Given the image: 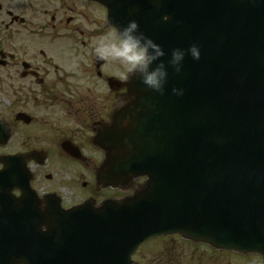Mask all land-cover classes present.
<instances>
[{
  "label": "water",
  "instance_id": "95a60500",
  "mask_svg": "<svg viewBox=\"0 0 264 264\" xmlns=\"http://www.w3.org/2000/svg\"><path fill=\"white\" fill-rule=\"evenodd\" d=\"M205 3V23L197 26L206 28L204 33L156 36L166 53L199 46L198 61L187 55L183 61L185 89L171 80V69L166 86H172L162 95L132 83L126 113L113 121L127 117L125 142L107 147L110 156L125 150L122 162L110 164V185L147 180L123 199L71 212L78 218L72 243L58 240L54 213L35 226L15 222V264H137L132 256L143 243L174 233L215 249L264 257V0ZM191 12L199 18L204 10L200 14L197 3ZM215 12L222 27L213 22ZM173 87L184 94L167 99ZM168 106L175 128L167 136V125L147 124L151 108Z\"/></svg>",
  "mask_w": 264,
  "mask_h": 264
},
{
  "label": "flooded vegetation",
  "instance_id": "af4514ba",
  "mask_svg": "<svg viewBox=\"0 0 264 264\" xmlns=\"http://www.w3.org/2000/svg\"><path fill=\"white\" fill-rule=\"evenodd\" d=\"M102 0H0V115L10 129L6 152L31 171L38 198L63 208L118 197L96 181L104 160L98 133L115 98L116 63L95 57V39L111 26ZM28 116V117H27ZM13 194L20 191L14 189Z\"/></svg>",
  "mask_w": 264,
  "mask_h": 264
},
{
  "label": "clouds",
  "instance_id": "9594fccd",
  "mask_svg": "<svg viewBox=\"0 0 264 264\" xmlns=\"http://www.w3.org/2000/svg\"><path fill=\"white\" fill-rule=\"evenodd\" d=\"M161 0H153L159 7ZM164 22L169 20L162 16ZM95 57L107 63H116L121 69L120 79L124 82L138 80L147 89L163 94L168 82L169 69L179 74L183 68L185 56L198 61L201 53L197 44L193 43L187 49L173 48L169 53L150 37L146 36L135 19L125 24L112 26L107 34L98 36L93 44ZM167 55V61L163 59ZM172 94L182 96V88L173 87ZM125 124L127 121L124 122ZM46 203L40 205V210L46 209Z\"/></svg>",
  "mask_w": 264,
  "mask_h": 264
},
{
  "label": "rangeland",
  "instance_id": "374dc122",
  "mask_svg": "<svg viewBox=\"0 0 264 264\" xmlns=\"http://www.w3.org/2000/svg\"><path fill=\"white\" fill-rule=\"evenodd\" d=\"M176 243L179 246L166 240L165 242L149 243L136 258L140 259L142 264H171L174 252L180 257V264H263L257 257H249L248 263L246 259L228 253L212 256L205 247H198L196 249L199 250H195L190 245L179 241Z\"/></svg>",
  "mask_w": 264,
  "mask_h": 264
}]
</instances>
